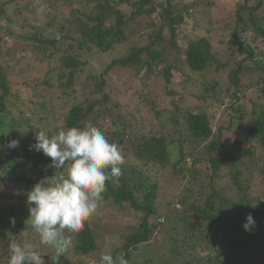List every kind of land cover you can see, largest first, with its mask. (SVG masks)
<instances>
[{
	"label": "trees",
	"instance_id": "1",
	"mask_svg": "<svg viewBox=\"0 0 264 264\" xmlns=\"http://www.w3.org/2000/svg\"><path fill=\"white\" fill-rule=\"evenodd\" d=\"M212 2L0 0V264H8L10 245L25 237L40 247L34 250L45 264H65L69 250L83 257L95 251L86 222L62 255L40 244L26 204L32 186L56 171L50 157L31 149L36 132L53 136L88 124L117 144L124 157L118 184L106 182L100 205L115 216L137 219L122 245L129 264H138L131 261L130 250L149 243L158 231L172 258L163 264H264V161L255 157V147L264 155V0L233 4L221 21L229 34L217 55L206 38L189 42L180 54L176 30L185 15ZM23 26L31 28L29 37L15 32ZM26 54L44 66L31 81V69L18 64L26 58L18 55ZM175 63L181 68L172 67ZM115 69L143 84L153 75L163 83L160 93L138 95L157 121L154 127H138L110 97L106 79ZM181 71L184 78L175 92L169 86L176 82L173 72ZM247 103L250 113H245ZM225 119L227 124L213 131L214 121ZM234 122L247 123L245 138L252 142L240 157L223 145V130ZM13 140L18 145L9 148ZM196 140L203 143L193 153L187 143ZM174 149L179 154L171 163ZM204 163L211 170L207 183L198 181ZM149 165L161 171L171 165L184 183L182 192L160 194L159 178L143 170ZM241 166L253 171L243 177ZM223 167L235 199L215 184ZM249 214L255 226L245 231Z\"/></svg>",
	"mask_w": 264,
	"mask_h": 264
},
{
	"label": "rangeland",
	"instance_id": "2",
	"mask_svg": "<svg viewBox=\"0 0 264 264\" xmlns=\"http://www.w3.org/2000/svg\"><path fill=\"white\" fill-rule=\"evenodd\" d=\"M18 3H27L30 0H17ZM212 2V0H208ZM211 5H201L198 6L195 13L194 10L188 11V14L184 17V22L181 23L180 27L176 30L177 34V45L179 46L180 54L187 48L189 42H194L199 38H206L211 44V51L216 55L222 48V44L226 42V35L229 34L227 29H225L221 24V21L227 17L233 9V4L236 2H241L242 0H213ZM231 2V3H230ZM66 11V10H64ZM67 12V11H66ZM264 15V14H263ZM44 17V16H42ZM45 19V17H44ZM43 19V20H44ZM17 34H21L25 37H29L32 33L30 27H18L15 31ZM167 36V35H166ZM6 42H9L10 37H5ZM15 44H25L21 40H16L12 38ZM21 41V42H20ZM17 42V43H16ZM28 43V42H27ZM161 48V46H160ZM19 58L26 57L21 60L18 64H22V67L31 69L29 71L27 79L32 80L35 77H38L39 68L43 69L44 66L33 61V56L31 54L18 55ZM17 64V65H18ZM16 65V66H17ZM15 66V67H16ZM176 68H181L179 63H175ZM216 67V64H213L210 67L209 75ZM183 71V69H182ZM173 72L176 82H172L169 86L175 92L179 91V86L182 85V80L184 78L183 72ZM190 77L194 80L195 75L189 74ZM199 77V75H197ZM18 79V78H15ZM156 75L150 76L147 84L133 79L132 75L124 72L122 69H115L109 78L106 79L108 85L106 86L107 92L110 94V97L113 100H117L120 106L125 110V114L130 117H134V123L140 127L150 128L154 127L157 121L155 120L153 114L147 110V107H144L141 103V99L138 97L139 93H146L151 91L154 93H160L159 88L162 86V82L156 80ZM192 81V80H191ZM241 82L244 83L243 78ZM15 84L18 85L17 81ZM249 95H252L249 92ZM252 97H254L252 95ZM255 99V97H254ZM167 101V100H165ZM256 101V99H255ZM190 104H193L190 102ZM196 104V103H195ZM136 107H139L140 110H135ZM245 113H250L251 104L247 103L245 105ZM124 110H120L123 112ZM135 114V116H133ZM12 115L16 116L17 112H14ZM218 115V114H217ZM218 116H216V119ZM227 119L217 122L214 121L213 131L217 129L216 126H225L227 124ZM235 123V122H234ZM247 123H235L234 126L229 130H223V145L224 149L232 152L235 157H240L243 155V152L248 153V147L252 142H249L245 138V130ZM237 140V141H236ZM187 143V149H191L193 153L199 148V144L203 142L189 141ZM255 157L258 162L264 161V155L262 151L255 147ZM200 150V149H199ZM179 154L178 149H174L170 152V162L173 163L176 161V158ZM222 155V154H221ZM129 159V158H128ZM243 161L246 162L247 159L243 157ZM187 165L190 166V160H187ZM249 168V167H248ZM247 167L241 166L240 170H244L245 177L247 173L252 172L250 169L248 171ZM144 171H147L150 175L156 176L160 181V194L164 195L166 192L177 191L182 192V186L180 182V175L177 172H173L171 165H169L165 170L161 171L159 167L149 165L147 168H143ZM225 170L227 168L220 169V176L216 179L215 184L222 192L224 196L230 197L232 199L236 198V192H234V186L230 183L226 176ZM199 180L202 183H207L209 181V174L211 170L208 163H204L199 170ZM2 190V189H1ZM161 198L159 197V200ZM162 200V199H161ZM113 209L107 208L106 211H103V206L99 205L96 213L92 215L86 223L89 224L93 237L96 242L95 251L89 256H79L76 253H73V250H69V257L65 259V264H99V258L107 251H111L113 257L117 255H124L125 250L122 245L124 243V238L129 232L134 231L135 224L137 219L128 218L123 214H116L117 216L110 213ZM161 232H157L147 244H140L135 246L130 250V259L133 262L138 264H163L172 260L166 253L169 251V248L164 245L160 240ZM30 243L32 242L31 237L29 238ZM34 244V248L40 249V247ZM150 262V263H148ZM48 263L49 259H48Z\"/></svg>",
	"mask_w": 264,
	"mask_h": 264
},
{
	"label": "clouds",
	"instance_id": "3",
	"mask_svg": "<svg viewBox=\"0 0 264 264\" xmlns=\"http://www.w3.org/2000/svg\"><path fill=\"white\" fill-rule=\"evenodd\" d=\"M18 142L8 143L15 148ZM31 149L51 158L53 175L38 180L27 192L30 228L39 243L65 253L72 237L92 215L103 200L106 182L117 183L122 175L124 157L115 143L104 133L88 124L84 128L69 127L49 136L39 130ZM68 165L66 172L59 170ZM14 223V221H13ZM255 226L251 214L243 224L245 231ZM8 264H45L27 237L22 243L10 245ZM99 264H129L123 255L113 257L111 251L99 258Z\"/></svg>",
	"mask_w": 264,
	"mask_h": 264
}]
</instances>
